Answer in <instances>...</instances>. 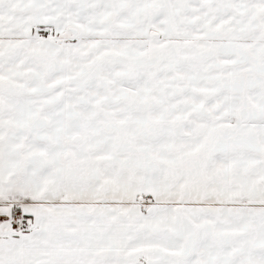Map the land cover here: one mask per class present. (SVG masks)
<instances>
[{
    "label": "snow or ice",
    "instance_id": "1",
    "mask_svg": "<svg viewBox=\"0 0 264 264\" xmlns=\"http://www.w3.org/2000/svg\"><path fill=\"white\" fill-rule=\"evenodd\" d=\"M0 264H264V0H0Z\"/></svg>",
    "mask_w": 264,
    "mask_h": 264
}]
</instances>
